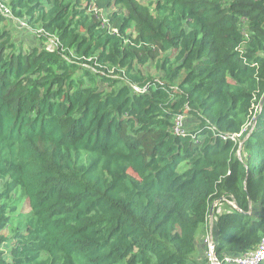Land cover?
<instances>
[{
  "label": "trees",
  "instance_id": "obj_1",
  "mask_svg": "<svg viewBox=\"0 0 264 264\" xmlns=\"http://www.w3.org/2000/svg\"><path fill=\"white\" fill-rule=\"evenodd\" d=\"M2 1L0 264H209L219 199L221 264L259 245L264 0Z\"/></svg>",
  "mask_w": 264,
  "mask_h": 264
},
{
  "label": "rangeland",
  "instance_id": "obj_2",
  "mask_svg": "<svg viewBox=\"0 0 264 264\" xmlns=\"http://www.w3.org/2000/svg\"><path fill=\"white\" fill-rule=\"evenodd\" d=\"M146 2H148V1H146ZM6 20L8 22L9 28L12 29L14 39L18 42L19 45H22V49L24 48V49L28 50V49H33L36 46H41V43H40L37 35L31 29H28L27 27L22 26L21 20L17 21L15 19H13L12 17H7ZM142 69L147 74H151L154 76L159 75L158 67H157L155 61H152L149 65L142 67ZM181 124H182V128L191 130V129H194L198 123L193 117L182 116ZM246 132H247V130L244 133H246ZM27 206H28V204L24 201V203L20 209H23V208L26 209ZM17 224H18L17 221H13L11 228H8V229L4 230L3 232L5 234H12V228L17 226ZM209 232H210V227L207 229V231L205 229L206 234L203 237L204 241L201 242L199 240L200 247H202V245L204 248L206 247L207 244H205V242H207V237H209ZM204 255H203L204 256L203 260L206 259L205 258L206 254L204 253Z\"/></svg>",
  "mask_w": 264,
  "mask_h": 264
},
{
  "label": "built area",
  "instance_id": "obj_3",
  "mask_svg": "<svg viewBox=\"0 0 264 264\" xmlns=\"http://www.w3.org/2000/svg\"><path fill=\"white\" fill-rule=\"evenodd\" d=\"M0 10L6 16L12 17V12L10 7L4 4L2 0H0ZM21 25L26 27L27 24L24 20H21ZM57 43H58V39L56 37L50 36L46 43L47 49L53 50ZM181 120H182V116H180L177 120V126H176L177 132L183 131ZM206 244H207L206 258L208 259L209 264H221L215 252L213 235H209V237H207ZM226 260L233 264H264V234L262 236L261 242L254 250H251L244 254H238V255L226 257Z\"/></svg>",
  "mask_w": 264,
  "mask_h": 264
},
{
  "label": "crops",
  "instance_id": "obj_4",
  "mask_svg": "<svg viewBox=\"0 0 264 264\" xmlns=\"http://www.w3.org/2000/svg\"><path fill=\"white\" fill-rule=\"evenodd\" d=\"M210 227V232H209V235H212L213 234V242L215 241L216 242V240H217V237H218V234H219V232H218V228H217V226H216V218L214 217V220H211V219H209V224H208V226L206 227V228H204V229H201L199 232H198V236H197V242H198V250H199V257H201V259L205 256L204 255V253L206 254V251H207V245H206V247L204 248L203 247V245H202V247H200V245H199V240L202 242V241H204L203 240V237H204V235L207 233H205V229H206V231H207V229ZM212 233V234H211ZM203 235V236H202ZM205 244H206V242H205ZM202 248V249H201ZM204 255V256H203Z\"/></svg>",
  "mask_w": 264,
  "mask_h": 264
},
{
  "label": "water",
  "instance_id": "obj_5",
  "mask_svg": "<svg viewBox=\"0 0 264 264\" xmlns=\"http://www.w3.org/2000/svg\"><path fill=\"white\" fill-rule=\"evenodd\" d=\"M220 200H222V199H219L217 202H219ZM217 202H216V203H217ZM216 203L212 205V207H211V209H210V212H209V214H210L209 216H210V219H211V220H214V206L216 205ZM236 206H237V205H236ZM237 207H238V206H237ZM214 247H215V242H214Z\"/></svg>",
  "mask_w": 264,
  "mask_h": 264
}]
</instances>
